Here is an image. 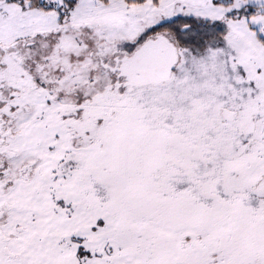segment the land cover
<instances>
[{
	"label": "snow or ice",
	"instance_id": "obj_1",
	"mask_svg": "<svg viewBox=\"0 0 264 264\" xmlns=\"http://www.w3.org/2000/svg\"><path fill=\"white\" fill-rule=\"evenodd\" d=\"M0 264H264V0H0Z\"/></svg>",
	"mask_w": 264,
	"mask_h": 264
}]
</instances>
